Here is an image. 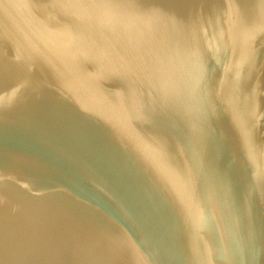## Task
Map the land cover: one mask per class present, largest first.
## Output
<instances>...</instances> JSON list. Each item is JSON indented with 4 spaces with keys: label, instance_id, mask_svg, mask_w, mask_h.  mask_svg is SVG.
<instances>
[{
    "label": "water",
    "instance_id": "water-1",
    "mask_svg": "<svg viewBox=\"0 0 264 264\" xmlns=\"http://www.w3.org/2000/svg\"><path fill=\"white\" fill-rule=\"evenodd\" d=\"M0 264H264V0H0Z\"/></svg>",
    "mask_w": 264,
    "mask_h": 264
}]
</instances>
